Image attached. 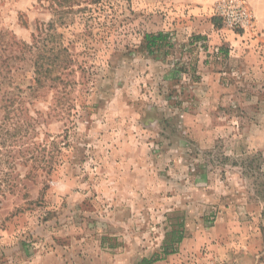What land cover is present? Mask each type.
<instances>
[{"label": "rangeland", "instance_id": "374dc122", "mask_svg": "<svg viewBox=\"0 0 264 264\" xmlns=\"http://www.w3.org/2000/svg\"><path fill=\"white\" fill-rule=\"evenodd\" d=\"M235 2L251 30L225 26ZM42 3L0 0V32L29 43L57 20L76 123L45 181L28 153L63 141V124L41 125L52 93L24 115L37 122L15 164L0 111V264H264V0H100L56 17ZM158 32L169 52L143 47ZM17 67L15 86H33Z\"/></svg>", "mask_w": 264, "mask_h": 264}, {"label": "trees", "instance_id": "16d2710c", "mask_svg": "<svg viewBox=\"0 0 264 264\" xmlns=\"http://www.w3.org/2000/svg\"><path fill=\"white\" fill-rule=\"evenodd\" d=\"M40 1H46L48 8L53 11L56 17L57 13L60 12L61 6L65 4L72 10L75 4L81 7L84 3H87L83 8V10H86L90 4H96L100 0ZM46 3H42V5L46 6ZM56 23L57 20L47 25L40 24L36 33L32 34V41L29 43L16 39L14 35L0 32V111L5 115L6 120L12 116L9 122L12 129L11 131L2 132L1 140L4 145L9 141L11 143L10 146H14V150L11 148L12 164H15L20 159L17 155L24 159L25 152L29 149H23L26 143L21 142L27 137L30 128L34 131L36 127L37 120H25L24 116L29 113L30 106L33 105L34 101L43 98L51 92L52 102L48 107V111L41 115V125L47 128L55 121L60 122L65 127L63 141H59V136H57L52 142L47 141L40 152L34 146V148H30L28 153H32L31 159H36V162L39 163L38 167L33 166V172H37V176L41 172L39 175L44 177L43 180L45 181L51 176L56 166L64 161L63 157H60L63 149L71 148L69 134L76 123L72 119V116H75L72 112L73 108L71 105L67 106L66 104V99L72 87L73 81L70 76L75 72L76 59L68 48L60 47L57 41ZM143 47L149 52L166 49L169 52L174 46L170 42L169 33L158 32L145 34ZM21 61L28 62L33 74V86L26 88V90L15 86L12 79L13 71ZM182 69L186 68L183 67ZM192 71L194 72L193 68ZM184 72L188 73L185 70ZM8 156L10 155L8 154ZM253 170L254 167L250 168V171ZM256 191L258 197L264 201V187L260 184L257 186ZM183 239V232H172L170 239L164 243L163 250L165 254L174 253V247L179 245ZM156 262L157 260L144 259L139 264H155Z\"/></svg>", "mask_w": 264, "mask_h": 264}, {"label": "built area", "instance_id": "2783aa9c", "mask_svg": "<svg viewBox=\"0 0 264 264\" xmlns=\"http://www.w3.org/2000/svg\"><path fill=\"white\" fill-rule=\"evenodd\" d=\"M219 15L225 26L231 29L242 28L249 31L253 28V20L249 12L241 4L232 3L220 8Z\"/></svg>", "mask_w": 264, "mask_h": 264}]
</instances>
